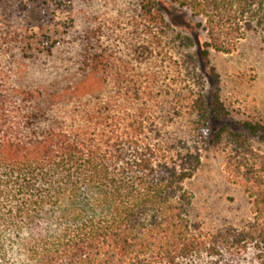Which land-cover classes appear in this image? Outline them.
Here are the masks:
<instances>
[{"label":"trees","instance_id":"obj_1","mask_svg":"<svg viewBox=\"0 0 264 264\" xmlns=\"http://www.w3.org/2000/svg\"><path fill=\"white\" fill-rule=\"evenodd\" d=\"M136 1L145 18L163 22L157 0ZM174 2L202 18L208 65L213 50L232 53L248 32L264 43V0ZM25 12V0H0V264H264V156L227 169L249 199L242 227L195 229L186 189L201 165L200 145L232 141L253 153L249 138L264 142V124L244 121L245 133L215 129L230 117L216 91L210 105L202 95L190 103V140L163 141L142 116L103 102L102 65L89 71L84 63V79L52 97L66 96L72 113L41 127L35 96L13 88L3 64L9 45L21 43ZM211 76L219 82L213 67Z\"/></svg>","mask_w":264,"mask_h":264},{"label":"rangeland","instance_id":"obj_2","mask_svg":"<svg viewBox=\"0 0 264 264\" xmlns=\"http://www.w3.org/2000/svg\"><path fill=\"white\" fill-rule=\"evenodd\" d=\"M25 3L26 12L19 20L21 43L9 45L3 64L10 85L35 96L32 106L45 117L39 126H46V119L68 118L72 113L73 105L66 96L56 102L52 97L84 79V63H89V71L102 65L103 102L117 103L126 115L142 116L151 135L159 133L163 141L188 140L193 120L190 103L202 95L210 105L216 91L230 117L215 121V129L227 125L234 132L245 133L244 121L264 124L262 34L248 32L232 53L213 50L208 65L200 56V45L206 41V33L197 28L202 18L174 0H157L163 22L145 18L136 0ZM186 37L195 44L189 46ZM98 56H104L103 62H96ZM212 67L218 83L211 76ZM200 148L201 165L186 183L192 194L191 224L203 232L242 227L250 219L249 199L230 180L227 169L258 162L264 156V142L250 137L249 151L253 153L232 141Z\"/></svg>","mask_w":264,"mask_h":264}]
</instances>
